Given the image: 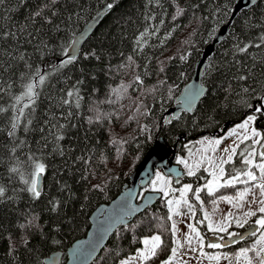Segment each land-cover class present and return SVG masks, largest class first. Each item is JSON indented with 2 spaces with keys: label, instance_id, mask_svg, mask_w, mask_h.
Here are the masks:
<instances>
[{
  "label": "trees",
  "instance_id": "obj_1",
  "mask_svg": "<svg viewBox=\"0 0 264 264\" xmlns=\"http://www.w3.org/2000/svg\"><path fill=\"white\" fill-rule=\"evenodd\" d=\"M235 2L56 0L53 4L52 0H4L0 4V34L11 33L0 35V107L6 109L0 112V186L6 189L0 199V264H46L45 258L54 251L64 253L60 262L64 264L66 249L88 231L92 212L122 191L156 139L163 137L175 146L173 161L187 159L195 140L220 137L254 113V107L247 105L255 106L264 93V45L255 46L264 34V0L236 15L206 59L201 76L206 89L195 108L165 121L166 111L191 80L205 47L230 19ZM45 4L48 7L42 16L34 17ZM108 4L113 7L80 47L77 59L54 72L74 36ZM178 7L184 11L173 20ZM157 28L155 35L145 36L147 42L140 48L137 36L145 29L150 34ZM169 32L171 36L161 44ZM246 43L250 44L247 51L239 52L237 45ZM182 55L186 59L181 60ZM37 69L52 74L43 85L37 84L34 110L25 109L20 126L10 137L14 115L10 105L29 80L37 82L38 77L32 75ZM137 75L140 81L135 80ZM73 88L79 89V107L75 96L66 95ZM245 88L255 92H245ZM63 99H70V105L63 104ZM24 103L27 98L17 109ZM256 115L255 127L264 134V115ZM60 135L63 139L57 140ZM251 148L254 145L249 139L237 151ZM259 153L256 161H262ZM30 155L45 164L39 198L26 190L20 175H30ZM12 167L19 170L10 172ZM224 167V178L233 169L249 170L239 155ZM208 178L209 173L199 169L195 176L172 181V186L188 183L194 190ZM240 187H223L212 195L205 189L201 201L208 203L214 196L233 194ZM188 199L195 206L194 223L206 237L207 222L196 224L204 218L200 203L191 192ZM169 214L166 199L158 200L133 218L127 229L118 227L92 264H97L99 256L107 257L104 264H118L119 259L142 247L140 238L154 233L162 235L165 246L149 264H160L173 246ZM132 225L137 227L132 229ZM244 228L232 224L229 231L240 233ZM254 240L248 237L226 249H205L235 253L252 246ZM249 255L256 261L254 253Z\"/></svg>",
  "mask_w": 264,
  "mask_h": 264
},
{
  "label": "snow or ice",
  "instance_id": "obj_2",
  "mask_svg": "<svg viewBox=\"0 0 264 264\" xmlns=\"http://www.w3.org/2000/svg\"><path fill=\"white\" fill-rule=\"evenodd\" d=\"M4 0H0V4H2ZM52 3H56V0H52ZM254 3V0H249V5ZM48 5L45 4L40 10L36 11L33 15L34 17H40L43 14V9L47 8ZM107 7L111 9L113 7V4H108ZM184 11L182 8H177L176 14L173 16V20H176L179 15ZM55 15V13H53ZM50 22V20L48 21ZM163 23V21H161ZM175 29H173L174 31ZM159 31V29H155L152 33H148V30L145 29L144 32H141L137 38L136 42L137 45L140 48H143L144 43H146L145 36L146 35H155V32ZM0 35L8 36L11 35V33L4 32ZM171 36V32H169L164 39L160 40L161 44H164L165 40L168 39ZM261 45H264V34L260 36V44L255 45L256 47H260ZM250 44L246 43L243 46L237 45V49L239 52L243 53L246 52L249 48ZM10 55V54H9ZM94 55V53H93ZM23 57H21L22 59ZM77 57L72 54H68L67 58L62 60L59 65L53 69V71H59V69L66 67L67 65L73 63ZM171 59V57H169ZM181 60L186 59L185 56L180 57ZM128 60L131 62L132 57L129 56ZM161 71L163 69L161 68ZM52 73H44L41 74L40 70L37 69L36 72H34L32 75L35 77H38V80L36 83H33L31 80H29L28 83L24 85V91L19 95L15 96L13 99L15 103L10 105L11 110L13 111L14 115L11 117V130L9 131L8 135L11 137L15 135L16 129L20 126L19 120L20 117L25 115V109L33 108L34 110V104L35 100L38 97L39 93L35 90L37 87V84L43 85L47 79L48 76H50ZM239 79L245 80L247 77L240 76ZM136 81H140L141 77L137 75L135 77ZM78 83H82L78 82ZM130 86V85H129ZM121 88H124V85L120 86ZM261 87H264V85H261ZM126 90V89H125ZM113 91H117L116 89H113ZM171 91V89H169ZM245 92L253 91L254 89L245 88ZM67 97L71 98L73 96L76 97L77 100V107H79V99L81 97L79 96V89L73 88L69 89L67 92ZM202 95V90H196L190 99L186 101L188 108L187 110H191L193 107V102L196 97ZM27 98V103H24L22 107L17 109L16 105L20 104L22 100ZM258 103L253 106L252 104H248L247 107L253 108L254 107V113L251 115H248L240 124L235 125L234 128L229 129L226 136H233L237 134L238 129H244V134L237 137L238 142L234 141L233 144L224 147L222 149V153L226 155V159L222 155L221 157L217 158L215 156H209L207 155V151L210 148L213 153L216 152L217 147H219L222 143V140L226 137H220V138H204V140L207 143V148L204 150V154L200 156V159L196 160L194 163L190 164L186 159L183 158H177V163L183 164L185 169H187L186 175L188 176H195L196 170L200 168L201 165L207 164V167H204L203 171L208 172L209 175L212 177L211 179L207 180L206 183L202 186H198L193 190L192 184H184L181 188L175 189L171 187L172 182V176L170 174H162L161 172L157 171L154 174V178L151 179V188L154 192H162L164 197H168L170 193H174L179 191V197L168 199L167 205L169 208V216L168 220H172L173 214H181L178 212V209L181 205L185 206L188 211L191 213V215L194 217L196 215L195 212V206L190 203L188 199V193H192L194 199L196 201H199L201 206L203 205V201H201L200 193L203 190H207L209 195H212L215 193L218 189L223 187H229L234 186L236 184H245L249 185L245 187L242 191L238 190L235 197L230 196H220V200L227 201L228 203H233V200H235V206L242 207V202H245V198L249 193H252V200L247 203V211H244L242 213V217H234L231 212L225 214L223 218V222H213L210 219V215L207 212H204V218L203 220H197L196 224H202L205 221H207V230L210 232L215 239L207 240L205 235L201 232L200 229L196 227L194 224H188L187 228L189 229L188 232L183 234V242L176 237L177 229L176 224L173 223L171 227V233H172V247L170 249V255L167 257V259L160 261V264H171L173 260L177 258V254L181 248H184L186 245L188 247V251L191 252H197L199 251L201 257H205L208 259H214L219 260L221 258L227 259L226 254H210L208 252H205V247L209 249H221L224 247H227L229 244H235L237 243V238L239 240L245 239V234H241L239 232H232L229 231V227L231 223H235L237 227L244 228L245 225H249V230L246 233L247 236L255 237V240L253 241L252 246L240 248L238 252L234 253L237 264H239V261L241 258H243L246 261V264H254L253 256L249 255L250 253H254V256L256 258L255 264H264V162L255 164V168L259 169V177L255 174L253 170H250L253 168V155L255 154V148H251V150L246 151H240L238 152V148L240 147V144H243L244 141H248L250 139L249 135L247 134L249 124L252 122H255L258 119V116L256 114L264 115V93L260 94L257 97ZM63 104L70 105L71 101L70 99H63ZM140 107V105H137V109ZM6 109L3 107H0V112H4ZM147 114V110L145 112ZM71 115V113H69ZM99 119V117H97ZM91 122V118H90ZM28 123H31V120L28 121ZM56 127V126H54ZM59 128L63 129L64 125H58ZM27 130V129H26ZM252 137H251V145L259 144L260 148L264 149V134L257 132L255 127H252L251 129ZM256 137H260V140H257ZM57 140L63 139V136H57ZM113 143H116V141H113ZM199 143V142H198ZM12 152H15L16 149H11ZM239 155L241 157V162L246 166L249 170H240V169H233L232 172L227 173V178H224L226 175V169L225 165L229 164L233 157ZM259 156L262 161H264V151H261L259 153ZM29 161H31L32 164V171L28 178H25V175L23 172L20 173L21 179L23 182L27 185L26 190L32 194L33 198H39L41 195V191L39 190V183H38V175L43 173L45 171V164L40 162L38 158H35L33 156H29ZM19 170L18 167H12L9 171L10 172H17ZM218 170V171H217ZM171 171V170H170ZM177 176H179V173H176ZM242 177H246V179H242ZM223 179V182L221 180ZM203 179V177H201ZM259 181V182H257ZM179 181L177 180V183ZM251 182V183H249ZM95 188H99V185H94ZM258 189L259 196L262 197L261 199H257V194L254 190ZM6 189L3 186H0V199L4 198ZM151 199V198H149ZM213 204H216V201H212ZM258 204L259 206L254 208L252 205ZM55 204L53 205V211H55ZM138 209L136 206L131 205L130 203L126 205L125 211L120 216L118 223L122 224L126 229L129 227L126 217L134 214L135 211ZM215 211V209H214ZM259 213L260 215H257ZM249 217H255V220L252 222V224L255 225V227L252 226V224L249 223L248 218ZM21 227H24V225H21ZM132 229H135L137 225H132ZM159 227V225H158ZM163 231V230H162ZM220 233H223L225 235H218ZM226 236L229 239H226ZM103 240V234H101L96 244H93L89 246L87 249H84L80 254L87 256L89 258H93L97 255L98 247L100 246V241ZM193 241L196 242L197 246H193ZM139 243L142 245V247H139L136 249L135 254H130L124 258H121L118 260V264H149V262L153 261L159 254V251L162 250V248L165 246V241L162 239L161 234H151L146 235L142 238H140ZM180 255H187V252H182ZM117 256H119V253H117ZM107 259L106 256H99V259L97 261V264H104V261ZM229 264H231V261H229Z\"/></svg>",
  "mask_w": 264,
  "mask_h": 264
},
{
  "label": "water",
  "instance_id": "obj_3",
  "mask_svg": "<svg viewBox=\"0 0 264 264\" xmlns=\"http://www.w3.org/2000/svg\"><path fill=\"white\" fill-rule=\"evenodd\" d=\"M249 5V0H236L230 19L227 23L223 24L216 34L212 42L207 45L202 53L201 58L197 61L195 72L191 80L183 87L181 94L176 99V102L171 106L165 114V121L168 122L171 118H175L182 111L191 112L195 106L198 104L200 99L205 93V86L201 83V76L206 59L211 55L216 44H218L222 38L226 35L229 30V26L236 15L242 10L247 9L255 4ZM110 9L106 6L104 9L100 10L84 27L81 29L73 38L71 45L67 49L64 58H67L68 54L77 56L80 47L84 42L91 36L95 31L99 23L108 14ZM202 90V95L195 98L193 102V107L189 111L187 110L188 105L186 101L192 97V94L196 90ZM261 151L264 149L261 148ZM176 152L175 146L169 145L163 137L156 139L149 150L145 153L142 160L136 166L134 171L131 173L129 178V183L125 185L122 191L117 194L110 202L101 204L98 206L90 216V227L86 234L75 240L66 249V261L64 264H92L94 260L98 257L104 246L110 240L112 234L116 229L122 224L118 223V220L122 213L125 211L127 204L136 206L138 209L134 214L126 217L127 223H129L133 218L144 212L148 207L153 206L158 200L163 198L161 192H154L146 190L143 193L141 191L150 183L151 179L154 178L156 170H162L164 174H170L175 183L177 180L180 181L184 175V169L176 162L173 161V155ZM171 170V171H170ZM176 173L180 175L177 176ZM43 174L38 175L39 190L42 187ZM151 198V199H149ZM252 224V223H251ZM255 227L254 224H252ZM249 230V225H247L241 234H245V239L250 237L246 233ZM103 234V240L100 241V246L97 250V255L93 258L81 255L80 253L87 249L89 246L96 244L98 237ZM207 240L215 239L212 234L206 236ZM226 239H229L226 237ZM243 239V240H245ZM237 238V242L243 241ZM236 244V243H235ZM235 244H229V248ZM62 251H54L45 258L46 264H60L62 256Z\"/></svg>",
  "mask_w": 264,
  "mask_h": 264
},
{
  "label": "rangeland",
  "instance_id": "obj_4",
  "mask_svg": "<svg viewBox=\"0 0 264 264\" xmlns=\"http://www.w3.org/2000/svg\"><path fill=\"white\" fill-rule=\"evenodd\" d=\"M240 123H242V121ZM240 123H237V124H240ZM237 124H235V125H237ZM235 125L232 126L229 129L234 128ZM252 127H255V123L254 122H252V123L249 124L248 131H247V134L249 135L250 140H251V137H252V133H251ZM229 129L225 132L224 135H222L223 137H226V138L222 140V143H221V145L219 147H217L216 152L213 153L211 151V149L209 148L208 151H207V153H206L207 155H209V156H215L217 158H219V157H221L223 155L225 159L227 158L226 155H224L222 153V149L224 147H227V146L233 144L234 141L238 142L237 137L240 136V135H243L244 134V131H245L244 129H238L236 135L226 136V134L228 133ZM256 130H257V132H260L257 128H256ZM222 136H220V137H222ZM220 137H203V138H199V139L195 140V144L196 145H195L194 151L191 153V155H189V157L186 160L190 164H192L196 160L200 159V156L202 154H204L205 148H207V143L204 140V138L214 139V138H220ZM256 139L257 140H260V137H256ZM254 148H255V154L252 157L254 164H253V168L250 169V170H253L255 172V174L259 177V175H260L259 169L258 168H255V164H258V163H261V162H264V161H256L255 160V157H256L258 151L261 152V148H260L259 144L254 145ZM177 158H176V162H177ZM180 165L182 166V168L184 169V171L186 173L187 172V169H185V167H184L183 164H180ZM207 166H208L207 164H203V165L200 166L199 169H204V167H207ZM199 169H197L196 171H198ZM157 171H159L162 174H164L162 172V170H156V172ZM211 178L212 177L209 175L208 180L211 179ZM242 179H246V177H242ZM221 182H223V180H221ZM257 182H259V181H257ZM249 183H251V182H249ZM184 184H188V183H184ZM184 184L180 185L178 188H175V189L181 188ZM236 185L237 186L242 185V187L237 188V191L238 190L242 191L245 187L249 186V185L239 184V183L236 184ZM171 187L174 188L172 186V182H171ZM146 190L152 191L151 181L141 191V193H143ZM237 191L235 193H233V194H225V195L224 194H220V195H216L208 203H205L202 206L200 204L201 209L203 210V217H204V212L209 213L210 219L213 222H223V218H224L225 214H227L229 212H231L234 217H242V213L244 211H247V203L252 200V193H249L246 196L245 202H242V204H243L242 207L235 206V203H236L235 200H233V203H228L227 201H224V200H220L219 199L220 196L235 197ZM254 191L257 194V199L258 200L261 199L262 197L259 196L258 189L257 190H254ZM163 197H164V195H163ZM176 197H179V191L174 192V193H170V195L168 197H164V198L166 199V203H167V200L168 199H173V198H176ZM213 200L216 201V204H213L212 203ZM197 202L200 203L199 201H197ZM181 206L178 209V212L181 213V214H173L171 221H172V224L173 223L176 224V229H177L176 237H177V239H179V240H181L183 242V234L189 231V229L187 228V225L190 224V223L195 225V223H194L193 216L191 215V213L188 210H183L181 208ZM258 206H259L258 204L252 205L253 209L256 208V207H258ZM214 209H215V211H214ZM257 215H260V214L257 213ZM248 220H249V223L251 224L255 220V217H249ZM232 224H233V226H236V224L234 222L231 223L230 226H232ZM209 234H211V233L209 232ZM220 234H222V233H220ZM220 234H218V235H220ZM193 246H197L195 241H193ZM204 251L205 252H208L210 254H217V255H219V254H226L227 255V259L221 258L219 260H214V259H208V258H205V257H201L199 251H197V252L188 251V247L186 245L184 248H181L179 250V252L177 254V258L175 260H173L171 262V264H229V261H231V264H237L236 259H235V256L233 255L234 253H226V252H222V251H213V252H211V251H207L206 249H204ZM182 252H187V255H180V253H182ZM254 261H255V259H254ZM239 264H246V261L243 258H241V260L239 261Z\"/></svg>",
  "mask_w": 264,
  "mask_h": 264
}]
</instances>
